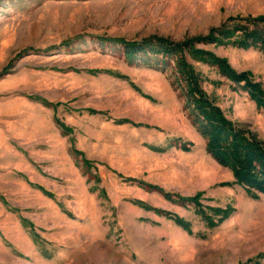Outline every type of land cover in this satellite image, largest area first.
<instances>
[{
    "label": "rangeland",
    "instance_id": "obj_1",
    "mask_svg": "<svg viewBox=\"0 0 264 264\" xmlns=\"http://www.w3.org/2000/svg\"><path fill=\"white\" fill-rule=\"evenodd\" d=\"M237 23L264 28V0H0V264H264V195L207 152L172 68L123 51ZM225 42L197 47L264 89V52ZM192 63L264 141L248 92Z\"/></svg>",
    "mask_w": 264,
    "mask_h": 264
},
{
    "label": "trees",
    "instance_id": "obj_2",
    "mask_svg": "<svg viewBox=\"0 0 264 264\" xmlns=\"http://www.w3.org/2000/svg\"><path fill=\"white\" fill-rule=\"evenodd\" d=\"M256 47L264 52V28L237 23L219 37H201L182 42L152 37L125 44L124 55L130 62L172 68V85L185 100L189 117L206 141L207 152L228 167L235 181L253 197L264 195V141L244 126L228 119L202 86L201 74L192 59L216 67L230 81L248 92L264 112V89L245 72H237L226 59L197 44H225ZM195 200V199H189Z\"/></svg>",
    "mask_w": 264,
    "mask_h": 264
}]
</instances>
